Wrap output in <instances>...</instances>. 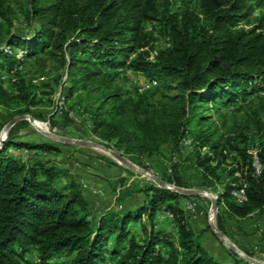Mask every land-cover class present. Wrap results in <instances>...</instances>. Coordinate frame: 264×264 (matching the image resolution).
<instances>
[{
    "label": "trees",
    "instance_id": "trees-1",
    "mask_svg": "<svg viewBox=\"0 0 264 264\" xmlns=\"http://www.w3.org/2000/svg\"><path fill=\"white\" fill-rule=\"evenodd\" d=\"M250 1L260 0H200L203 14L211 21L208 28L189 11L166 14L163 22L171 45L152 64L145 56L149 53L141 49L150 43L144 24L158 19V0H28L32 14L43 22L31 36L8 34L9 48L0 46V71L12 70L45 48L58 57L74 85L83 81L85 88L89 81L96 83L98 110L116 100L103 110L102 119L103 113L97 114L94 131L105 140L115 139L126 154L161 156L168 146L180 154L182 141L194 126L192 144L201 186L215 191L224 172L228 177L240 173L224 184L217 203L219 214L244 218L264 209V170L254 174L251 155L242 146L246 135L238 137L236 129L222 133L202 109L229 106L241 93L249 92L250 82L264 83L262 19L250 29L236 27L250 16ZM16 44L22 55L15 51ZM104 67L118 72L148 70L149 75L159 68L166 77L181 78V94L161 106L122 97L111 90L115 75L102 72ZM7 96L0 81V103ZM14 147L56 150L48 143L11 138L0 147V264H103L107 253L118 257V264H254L234 251H230L232 262L226 263L205 248L180 202L189 195L153 184L126 189L119 203L141 192L146 195L143 204L121 212L107 210L92 221L90 205L79 188L59 185L54 165L38 153L26 158L13 155ZM205 147L207 152L202 154ZM259 155L264 165V149ZM241 179L248 183L244 204L231 197L232 184ZM167 181L183 185L179 179ZM163 212L172 215L175 231L157 227L155 218ZM219 214L217 227L227 234ZM137 223L141 234L134 230ZM111 238L113 247L106 250ZM31 252L37 253L36 259L29 258ZM60 253H67V260L56 259Z\"/></svg>",
    "mask_w": 264,
    "mask_h": 264
},
{
    "label": "rangeland",
    "instance_id": "rangeland-1",
    "mask_svg": "<svg viewBox=\"0 0 264 264\" xmlns=\"http://www.w3.org/2000/svg\"><path fill=\"white\" fill-rule=\"evenodd\" d=\"M248 7L252 8L250 16L236 27L250 29L262 19L261 30L264 31V0L250 1ZM158 8V19L144 24L145 31L150 34V43L141 49L149 53V56H145L152 64L157 62V56L171 45L169 30L163 22L166 14L181 15L189 11L198 17L197 21L200 25L208 28L211 24L210 19L203 14L200 0H158ZM42 22L40 17L32 14L28 0H0V46L9 48L5 42L9 33L28 37L40 28ZM14 49L22 55L23 50L17 44ZM44 49L38 51L35 57L23 59L12 70L0 71V81L8 91L6 101L0 103V147L10 138L15 141L54 145L56 150L49 152L19 150L14 147L12 153L25 158L30 154L38 153L40 158L56 167L59 185L79 188L81 191V187L85 189L88 187L97 191L103 201L93 212L91 211L92 221H96L107 210L126 211L142 205L146 199L144 193L136 192L119 203L117 199L124 195L123 190H133L150 184L160 186L154 177L140 170L171 186L200 191L202 195H189L190 198L180 199L181 205L190 217L194 231L205 248L219 260L232 262L230 251L234 250L215 233L212 227L214 225L221 231L217 227L218 203L217 210L214 211L212 199H217L218 194L224 189V184L232 181L237 174L228 177L224 172L220 182L215 183L214 191L212 186H201V175L195 164L197 153L193 144L182 145L180 154L173 153L168 146L163 155L150 158L126 154L119 150L115 139L105 140L100 137L99 132L94 131L97 114L103 113L102 119L106 116L103 110L110 109L116 104V100L112 99L102 110H98L96 83L89 81L85 88L82 87L83 81L74 85L73 77L59 62L58 57L48 54ZM118 71L120 70H110L108 67L102 69L104 73L115 75L110 81L111 90L118 91L122 97L136 101L144 99L161 106L169 98L181 94L178 86L181 78L166 77L159 72V68H153L151 75L148 70L129 68L123 72ZM153 80H157V85L143 91L142 87ZM250 83L253 87L249 92L245 95L241 93L229 106H221L214 110L202 109L205 115H209L210 119L218 124L222 133L236 129L238 137L239 134L246 135L247 142L242 146H246L248 153L250 150L264 149V83L261 81ZM21 116L27 117L8 126L11 121ZM28 116H31L35 122ZM194 129L192 125L189 127L186 138L192 140ZM45 133L68 140L98 143L123 155L136 169L128 167L100 148L67 144L54 140ZM200 151L205 154L207 148H201ZM170 177L174 181L181 180L183 185L178 186L175 182L167 181ZM259 211L255 210L252 213L256 215ZM219 215L224 218L223 226L227 230V234L224 232L223 234L236 249L243 255L264 263V248L261 246L264 241V229L256 219L251 218L250 215L244 218H231L222 212ZM143 222L147 223L146 216L143 217ZM155 223L159 229L175 231L170 213H159ZM134 230L137 234H141V224L134 225ZM113 241L114 238H111L106 242V250L112 249ZM66 254H57L55 258L67 260ZM28 256L36 259L37 253L31 252ZM117 261L118 257L107 253L103 264H118Z\"/></svg>",
    "mask_w": 264,
    "mask_h": 264
},
{
    "label": "water",
    "instance_id": "water-1",
    "mask_svg": "<svg viewBox=\"0 0 264 264\" xmlns=\"http://www.w3.org/2000/svg\"><path fill=\"white\" fill-rule=\"evenodd\" d=\"M27 116H21V117H18V118H15L13 121L10 122V124L8 126H12L14 125L17 121L25 118ZM28 118L35 122L31 116H28ZM48 137L54 139V140H57V141H62L64 143H67V144H75V145H79V146H86V147H94V148H100L102 149L103 151H106L108 152L109 154H111L113 157H115L117 160L121 161L122 163L126 164L128 167L130 168H133V169H136V167L132 164V162H130L128 159H126L123 155L103 146V145H100L98 143H94V142H90V141H83V140H68V139H64L58 135H54V134H51V133H45ZM142 173L144 174H148L150 175L151 177H154L155 181L160 185V186H163V187H166L168 189H171V190H174L176 192H179V193H182V194H186V195H190V196H198V195H202L203 193L200 192V191H197V190H191V189H185V188H180V187H176V186H171L169 185L167 182L163 181V180H160L158 179L157 177L151 175L150 173L144 171V170H140ZM213 201V205H212V209L215 211L217 210V199L214 198L212 199ZM214 231L216 234L219 235V237L224 240L236 253H238L239 255H241L242 257H245L246 259L250 260L252 263L254 264H264V263H261L259 261H255L245 255H243L240 251H238V249H236V247L234 246V244L232 242H230L227 237L223 234V232L219 231L216 229V227L214 225H212Z\"/></svg>",
    "mask_w": 264,
    "mask_h": 264
},
{
    "label": "built area",
    "instance_id": "built-area-1",
    "mask_svg": "<svg viewBox=\"0 0 264 264\" xmlns=\"http://www.w3.org/2000/svg\"><path fill=\"white\" fill-rule=\"evenodd\" d=\"M157 83H158L157 80L150 81L148 84L142 87V90L144 91L148 88L156 86ZM182 145L191 146L192 140L190 138H185L182 141ZM259 152L260 150L258 149L249 151V154L251 155L252 158L251 166L254 170V174L257 176H259L264 170V165L261 161ZM236 174L237 176H240V173H236ZM247 189H248V183L244 179H241L237 184H234L232 187L231 190L232 199L238 204H244L245 202L248 201Z\"/></svg>",
    "mask_w": 264,
    "mask_h": 264
},
{
    "label": "crops",
    "instance_id": "crops-1",
    "mask_svg": "<svg viewBox=\"0 0 264 264\" xmlns=\"http://www.w3.org/2000/svg\"><path fill=\"white\" fill-rule=\"evenodd\" d=\"M81 188L83 191L84 198L89 203L91 211L93 212L97 208V205L101 204L103 200H101L102 198H99L97 191H93L92 189H89L88 187L86 189L84 187H81ZM250 217L256 219L258 224L264 229V209L257 212L256 215L252 213ZM253 244H254V241H253ZM261 246L264 248V241H263V245ZM263 252H264V249H263Z\"/></svg>",
    "mask_w": 264,
    "mask_h": 264
}]
</instances>
